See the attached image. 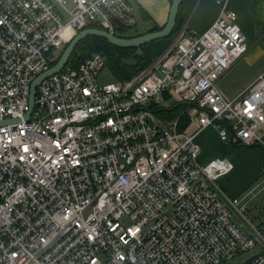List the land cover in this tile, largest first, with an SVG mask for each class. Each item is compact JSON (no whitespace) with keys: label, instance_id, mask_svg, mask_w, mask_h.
<instances>
[{"label":"built area","instance_id":"built-area-1","mask_svg":"<svg viewBox=\"0 0 264 264\" xmlns=\"http://www.w3.org/2000/svg\"><path fill=\"white\" fill-rule=\"evenodd\" d=\"M214 1L204 33L179 29L129 80L98 83L104 52L68 60L27 117L31 84L81 30L138 21L132 0H0V264H234L264 244L242 200L220 190L232 163H201L196 142L214 127L264 150V73L233 99L217 88L246 38L227 0Z\"/></svg>","mask_w":264,"mask_h":264},{"label":"crops","instance_id":"crops-1","mask_svg":"<svg viewBox=\"0 0 264 264\" xmlns=\"http://www.w3.org/2000/svg\"><path fill=\"white\" fill-rule=\"evenodd\" d=\"M170 3L171 0H132L138 24H142L143 31L152 23L160 28L166 24ZM227 8L235 13L237 25L246 38V52L217 82V88L223 96L233 99L258 75L264 73V0H227ZM139 9L150 19L149 22L141 20ZM219 15L220 6L214 0H183L176 27L182 29L187 26V34L190 31L201 34ZM177 31L167 38L152 41L142 49L151 59L158 57L174 41ZM176 106L173 104L166 109ZM168 114L172 112L169 111L166 115ZM261 134L264 140V132ZM196 142L200 147L201 163L205 164L213 159H227L232 163L233 170L219 179L220 190L224 195L240 198L246 206L245 217L250 225L264 228V195H261L264 194L261 176L264 171L263 148L258 145L233 146L222 142L214 127L204 129L197 135ZM237 225L243 233H251L250 226L245 222ZM244 226L247 227L246 230H243ZM253 251L248 256L242 254L237 257L234 264H244L257 253L264 254V244H257Z\"/></svg>","mask_w":264,"mask_h":264},{"label":"trees","instance_id":"trees-1","mask_svg":"<svg viewBox=\"0 0 264 264\" xmlns=\"http://www.w3.org/2000/svg\"><path fill=\"white\" fill-rule=\"evenodd\" d=\"M140 11L142 15L141 20L149 22L150 19L146 17L145 13L141 9L138 10L139 13ZM94 27L101 29L97 26ZM134 28L137 27L135 26ZM160 29V27L152 23L148 29H146L145 31L142 30L143 32L139 30L136 31L134 34H131V29H128L118 32L116 36L122 38H131L145 33L158 31ZM178 29L179 27H175L173 32L177 31ZM98 52H104L107 55L106 67L111 71L115 81L117 82H123L138 75L141 71L147 68L152 61L151 57L146 52H144V50V54L138 56L136 55L135 48L124 49L115 47L113 45H110L103 39H98L94 37H89L87 39L82 40L77 45L76 49L73 51L69 60L70 62L78 64L93 55L94 53ZM180 109V106L172 107L171 109H169V111L172 112V114H168L170 118L172 117V115H176V113ZM187 123L188 121L186 120V118L183 119L180 129L184 128Z\"/></svg>","mask_w":264,"mask_h":264},{"label":"water","instance_id":"water-1","mask_svg":"<svg viewBox=\"0 0 264 264\" xmlns=\"http://www.w3.org/2000/svg\"><path fill=\"white\" fill-rule=\"evenodd\" d=\"M183 0H171L169 13L166 24L158 31L145 33L136 37L131 38H122L118 37L115 34L109 33L103 29L98 28H88L81 30L65 47L63 53L58 60V62L48 71L39 75L31 84L30 96H29V111L27 117L31 114L34 107V96L36 93V88L38 84L45 79L46 77L52 76L62 70L65 64L70 59L73 51L76 49L77 45L84 39L89 37H94L98 39H103L108 42L110 45L115 47L130 49H136V55L141 56L144 54L142 47L149 42L164 39L169 37L175 27L178 18L179 9L182 5Z\"/></svg>","mask_w":264,"mask_h":264},{"label":"rangeland","instance_id":"rangeland-1","mask_svg":"<svg viewBox=\"0 0 264 264\" xmlns=\"http://www.w3.org/2000/svg\"><path fill=\"white\" fill-rule=\"evenodd\" d=\"M138 29H139L140 31L143 30V28H142V24H141V23L138 24L137 28L131 29V30H130V33H131V34H134L136 31H139ZM155 41H157V40H155ZM149 43H151V42H149ZM149 43H146L144 46H147ZM144 52H145V51H144ZM97 79H98V83L101 84V85L108 84V83H114V82H115V79H114V77H113L111 71H110L107 67H105V68L99 73ZM209 161H210V160H209ZM259 180H261V179H259ZM261 195H264V194H261ZM262 197H263V196H262ZM246 215H247V213H246ZM233 220H234L236 223H243V224H244V221H243L242 219H240L236 214H233ZM123 222H124L125 225H130V222L127 221V220H124ZM246 229H247V227L244 226V227H243V230H246ZM252 253H254L253 250H251V251L245 253V256H248V255H250V254H252Z\"/></svg>","mask_w":264,"mask_h":264},{"label":"bare ground","instance_id":"bare-ground-1","mask_svg":"<svg viewBox=\"0 0 264 264\" xmlns=\"http://www.w3.org/2000/svg\"><path fill=\"white\" fill-rule=\"evenodd\" d=\"M223 76V75H222Z\"/></svg>","mask_w":264,"mask_h":264}]
</instances>
